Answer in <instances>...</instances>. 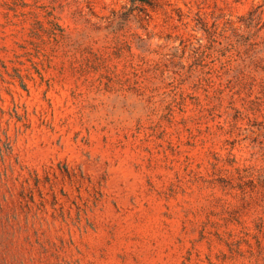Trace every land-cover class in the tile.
Segmentation results:
<instances>
[{"label":"rangeland","instance_id":"374dc122","mask_svg":"<svg viewBox=\"0 0 264 264\" xmlns=\"http://www.w3.org/2000/svg\"><path fill=\"white\" fill-rule=\"evenodd\" d=\"M0 0V264H241L225 260V230L207 181L227 159L264 167L245 123L211 118L186 99L167 116L164 90L154 112L127 113L114 96L61 81L46 35L37 58L19 48L29 22ZM56 11L67 30L96 22L123 0H66ZM131 31L149 49L193 44L199 21L218 30L261 0H154ZM83 19L76 21L75 10ZM39 20L43 21L42 17ZM44 22V21H43ZM45 23V22H44ZM264 36V32L261 33ZM44 52L53 55L46 67ZM176 62V61H175ZM167 80L166 82H169ZM186 84V95L200 96ZM189 88V89H188ZM165 99L164 101H167ZM162 116L161 127L158 128ZM242 123V124H241ZM222 127V129H220ZM246 137L245 140H243ZM251 217L243 220L250 225ZM238 223L228 230L239 231ZM246 246H242V250Z\"/></svg>","mask_w":264,"mask_h":264},{"label":"trees","instance_id":"16d2710c","mask_svg":"<svg viewBox=\"0 0 264 264\" xmlns=\"http://www.w3.org/2000/svg\"><path fill=\"white\" fill-rule=\"evenodd\" d=\"M3 5L15 18L22 17V22L31 20L28 28L22 27L26 39L19 46L24 51L21 56L30 63L41 52L34 38L46 35L52 41L61 81L71 78L76 87L84 85L95 96H114L121 110L130 114L156 111L153 98L160 90L165 91L162 102L168 117L175 106L183 112L189 98L210 120L229 118L223 123L230 130H239L238 124L245 123L250 145L264 160V0L238 18L237 27L218 30L214 24L199 21L201 36L193 44L180 43L179 53V48L150 50L131 31L133 22L141 24L149 17L154 0H123L119 10L96 22L84 19L81 27L71 31L55 16L70 6L69 1L5 0ZM73 16L76 21L83 19L77 9ZM43 56L50 68L53 55L44 52ZM186 84L203 98L186 95ZM165 118L159 120L158 128ZM223 164L207 181L220 190L214 202L222 210L225 226L214 236L228 248L225 260L264 264V167L236 166L233 159ZM245 217L252 218L249 226ZM230 223H238L239 231L228 230Z\"/></svg>","mask_w":264,"mask_h":264}]
</instances>
